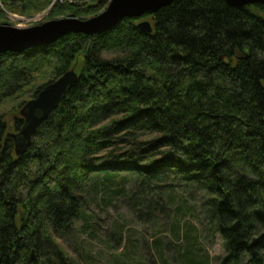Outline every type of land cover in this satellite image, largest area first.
<instances>
[{"label":"trees","instance_id":"1","mask_svg":"<svg viewBox=\"0 0 264 264\" xmlns=\"http://www.w3.org/2000/svg\"><path fill=\"white\" fill-rule=\"evenodd\" d=\"M0 1L21 15L53 4L52 20L107 8L104 0ZM2 10L0 25L8 23ZM145 18L152 34L139 30L140 19H125L102 35L70 33L0 55V108L16 100L20 112L12 124L0 114V264H80L55 236L78 222L96 237L97 212L126 201L140 177L166 198L139 202H157L159 216L147 223L163 224L155 238L179 245L178 263L197 264L204 219L225 241L221 264H264V6L175 0ZM72 70L74 87L17 156L11 136L24 128L21 111ZM112 227L125 248L127 227L121 219Z\"/></svg>","mask_w":264,"mask_h":264},{"label":"rangeland","instance_id":"2","mask_svg":"<svg viewBox=\"0 0 264 264\" xmlns=\"http://www.w3.org/2000/svg\"><path fill=\"white\" fill-rule=\"evenodd\" d=\"M52 9L53 4H41L38 11H33L31 15H21L9 12L10 10H2L0 7V10L4 12L2 13L4 18L1 20L2 22H8L7 24L13 27L19 28H30L36 25L47 23L49 21L61 20L57 18L52 20L49 18V14ZM68 16L69 15H66L64 18ZM60 18L63 17L61 16ZM79 18L80 20L90 19V15L79 16L76 19ZM81 68L82 60L74 65V69L77 72H80ZM42 82V80H38L37 84H41ZM18 102L19 101L16 100H10L4 104L5 106L0 108V114H5L6 119L11 124L15 116L20 117V112L17 113L14 111ZM8 132L13 133V128L10 127ZM121 176L125 177L126 175ZM156 187L157 184L147 187L142 182L141 177L136 179L133 183V186L129 187L130 191L128 190V197H126L128 199H125L126 201L120 199L115 207L109 210L103 209V211L97 212L98 216L95 218L96 221H94L92 224V226L95 228L92 230V233L96 234V237L89 236L88 233L91 229L82 231L81 224L77 222V224L74 226V229L71 231L68 230L65 232L64 230L59 232L57 237L55 236L56 244L61 247L63 250L62 253L66 258L75 260L74 262L78 261L80 264H86V262L88 264H114L119 260L120 257L121 260H125L126 258V264H166L164 262V258H166L170 264H181L177 261L179 257V251L175 250V246L179 247V245L174 242H170L171 240L167 234H162L158 239L155 238V236L160 235L159 229L163 227V224H157L158 226L156 227L153 222L147 223L148 219H150V216H159L158 211L160 210L157 209V207H159L156 206L157 202L166 201V198L159 196L157 191L152 190V192H150L151 188L154 189ZM143 200L147 201V205H150L151 200L157 202L155 205H151V208H146L147 205L144 206L140 203ZM189 204L191 203L189 202ZM177 207H179V205H177ZM19 210L22 211L21 208ZM24 210L25 212H28L26 208ZM139 211L140 215H138ZM22 214L23 212L20 213V217ZM189 217L190 216H188V218ZM188 218L186 219L188 220ZM120 219L127 227V233L130 234V236L127 235L130 240H128L127 246L125 248L123 245H119L115 241L116 236L112 227L113 223H119ZM193 219L198 220L196 217H193L192 220ZM196 227V233L198 232L202 239V241L200 239V248H203L204 250L201 252L194 251L195 255H197L195 256V262L197 264H221L226 257L225 241L223 237L215 230H212V226L204 219L198 220V225ZM133 238L137 242L140 241L138 243L139 250L137 251H131V247H129V243L132 242ZM160 240L163 242L160 243L161 245L157 242ZM156 243L159 245L157 246ZM164 243L166 245H164ZM110 244L113 245L112 249L109 248ZM159 248H161L163 251H158ZM43 249L44 251L46 250V255L52 253V248L49 246H44ZM180 252L184 253L185 251ZM126 253H129L130 256L127 257ZM205 254L208 255H206L208 257L206 258L208 263L204 259ZM32 255V258H34V253ZM52 255L53 254H50L49 258L55 262V259ZM247 259H245L243 262L241 261L240 264H246L245 261Z\"/></svg>","mask_w":264,"mask_h":264},{"label":"water","instance_id":"3","mask_svg":"<svg viewBox=\"0 0 264 264\" xmlns=\"http://www.w3.org/2000/svg\"><path fill=\"white\" fill-rule=\"evenodd\" d=\"M175 0H112L101 15L80 20L70 17L50 21L30 28L0 25V55L23 53L36 47L50 45L70 34L102 35L125 19H138L148 14H156L172 5ZM230 6L244 10L255 5H263L264 0H225ZM138 28L144 34H152L150 21H142ZM78 80V74L70 71L54 83L47 85L34 100L28 102L21 116L25 120L19 135L11 137L16 141V155L26 152L30 141L41 125L58 109Z\"/></svg>","mask_w":264,"mask_h":264},{"label":"bare ground","instance_id":"4","mask_svg":"<svg viewBox=\"0 0 264 264\" xmlns=\"http://www.w3.org/2000/svg\"><path fill=\"white\" fill-rule=\"evenodd\" d=\"M53 21H55V20H53ZM49 22H50V21H49ZM43 24H45V23H43ZM41 25H42V24H41ZM116 26H117V25H116ZM64 37H65V36H64ZM55 111H56V110H55ZM55 111H54V112H55Z\"/></svg>","mask_w":264,"mask_h":264}]
</instances>
